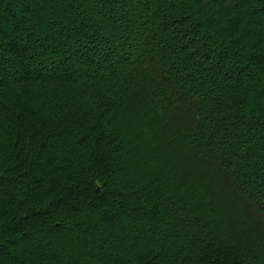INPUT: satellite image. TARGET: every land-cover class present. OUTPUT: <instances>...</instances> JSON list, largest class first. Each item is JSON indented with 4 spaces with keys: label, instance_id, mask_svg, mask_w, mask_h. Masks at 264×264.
Instances as JSON below:
<instances>
[{
    "label": "trees",
    "instance_id": "obj_1",
    "mask_svg": "<svg viewBox=\"0 0 264 264\" xmlns=\"http://www.w3.org/2000/svg\"><path fill=\"white\" fill-rule=\"evenodd\" d=\"M27 1L0 0V264H264V0Z\"/></svg>",
    "mask_w": 264,
    "mask_h": 264
},
{
    "label": "rangeland",
    "instance_id": "obj_2",
    "mask_svg": "<svg viewBox=\"0 0 264 264\" xmlns=\"http://www.w3.org/2000/svg\"><path fill=\"white\" fill-rule=\"evenodd\" d=\"M26 3H27V5H28V7H31V4H30V2L29 1H27L26 0ZM87 19L92 23V22H94L96 19H97V17H92L91 19H89L88 17H87ZM88 21V22H89ZM98 21V20H97ZM43 29H45V25L43 24ZM36 36V35H35ZM37 37V36H36ZM26 38V37H25ZM38 38V37H37ZM26 42V41H25ZM110 52V51H109ZM123 51H121V53H122ZM93 59H94V57H93ZM211 59H212V61H213V63L214 64H218L219 62L217 61H215L216 60V57H215V53L214 54H212L211 55ZM39 60H41L40 62H39V64H41L42 66H43V64H46L45 63V60L46 59H44V58H39ZM94 60H97V61H99V60H101V58L100 57H96ZM44 61V62H43ZM40 65V66H41ZM220 65H221V62L217 65V68H215L213 65H211V66H213V67H211L212 69H213V72H218L219 71V67H220ZM40 66H36V65H34V67H36V68H40ZM44 67V66H43ZM197 70H199V67H196L195 68V72H198ZM39 72H44L45 73V71H43V70H40ZM240 73V72H239ZM236 74H237V72H236ZM185 75V74H184ZM246 188H248V186L246 187ZM256 191H258V193H256V195H255V197L253 198V200H252V203H254V204H257V202H260L261 200H260V196H259V190H257L256 189ZM98 223H99V221L97 222V224H95V225H98ZM127 226L128 227H133L134 225L131 223V222H129L128 224H127ZM167 228H165V230H166ZM168 232V231H167ZM178 242H181L180 240L178 241ZM182 243H183V241H182ZM95 259H97V260H99V261H102V263H104L105 264V262H106V256H101L100 258H98V257H96L95 256ZM100 264V263H99Z\"/></svg>",
    "mask_w": 264,
    "mask_h": 264
}]
</instances>
